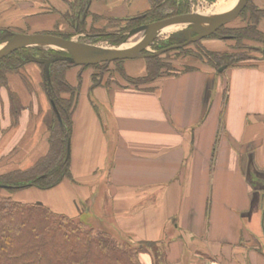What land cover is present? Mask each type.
<instances>
[{"label": "crops", "instance_id": "crops-1", "mask_svg": "<svg viewBox=\"0 0 264 264\" xmlns=\"http://www.w3.org/2000/svg\"><path fill=\"white\" fill-rule=\"evenodd\" d=\"M81 1L0 0V29L69 33L84 18ZM253 1L264 8V0ZM150 9L149 0H91L84 24L101 16L105 26ZM27 66L31 88L20 76L24 68L0 89V174L26 170L49 151L52 107L41 69ZM125 69L143 76L146 63L130 60ZM223 72L228 84L220 83V72L203 68L143 89L120 80L94 86L95 72L82 71L72 178L53 190L20 191L16 199L89 225L103 216L108 233L154 243L158 264H264V57ZM79 73L69 72L72 85ZM11 92L22 105L16 125ZM29 193L44 196L20 200ZM142 258L155 264L150 254Z\"/></svg>", "mask_w": 264, "mask_h": 264}, {"label": "trees", "instance_id": "trees-1", "mask_svg": "<svg viewBox=\"0 0 264 264\" xmlns=\"http://www.w3.org/2000/svg\"><path fill=\"white\" fill-rule=\"evenodd\" d=\"M91 0H82L85 5L82 18ZM151 9L133 18L125 20H108L107 25L100 28L101 16H93V23L84 24L83 32L61 31L41 32L37 34L54 35L71 39L76 34L85 33L90 44L101 40H111L114 44L124 41L127 34L143 24H151L174 16L190 13L189 0H149ZM214 3L216 0H208ZM72 8L76 5L71 4ZM87 17H90L88 13ZM72 20L70 14L63 16ZM242 26L221 28L217 34L200 42L190 44L178 50L160 56L145 58L146 72L143 76H131L126 72L125 63L118 61L110 64L77 67L67 62H57L51 66V78L48 79L43 65H38L42 74V88L51 104V114L47 123L49 132V151L32 167L26 170H13L0 174V264H145L143 255L153 256L158 264V253L153 252L155 244L150 242L120 241L107 231H97L81 219L58 214L41 203H24L15 199V194L27 189L49 191L57 188L67 179H71V158L68 147L73 136V118L78 106L83 86L82 71L102 70V75L114 64L119 78L114 81H125L128 85L148 89L157 79L191 72L199 69H212L216 72L223 67H239L249 65L252 61L264 57V8L253 0L238 18ZM113 26V27H112ZM72 29V28H71ZM112 31V32H111ZM119 31V32H116ZM14 33L26 34L13 28L0 29V45L7 42ZM231 36L233 46L228 51L206 47L205 40L218 36ZM181 45L177 39L157 44V51ZM183 44V43H182ZM259 45L254 48L253 45ZM262 52L261 58H253L251 53ZM177 53L184 64L181 71H167L171 62L170 54ZM67 53L45 50L41 47L26 48L0 60V89L9 88V75L21 74L29 64H35L34 58L50 59L66 56ZM170 60V61H169ZM79 69L77 85L69 81V72ZM105 70V72H104ZM107 73V72H106ZM116 79V80H115ZM93 85L102 83V76L97 72L92 76ZM124 83V82H123ZM110 85L109 81L107 82ZM14 124L21 114L20 98L10 93ZM55 105L57 112L54 110ZM60 117L58 116V114Z\"/></svg>", "mask_w": 264, "mask_h": 264}, {"label": "water", "instance_id": "water-1", "mask_svg": "<svg viewBox=\"0 0 264 264\" xmlns=\"http://www.w3.org/2000/svg\"><path fill=\"white\" fill-rule=\"evenodd\" d=\"M249 1L250 0H238L237 4L231 10L215 16L188 13L139 26L127 34L125 43L140 34H142V38L138 43L129 48H105L94 44L80 42L73 38L66 39L54 35L14 33L13 36L1 46L0 60L19 50L32 47H50L67 53L66 56H57L50 59L34 58V63L44 66V71L50 80L51 66L57 62H67L71 65L82 67L110 64L118 61L137 60L148 58L150 56L157 57L164 53L200 42L216 34L221 28L237 20L248 6ZM86 14L87 13L84 14L82 25H84ZM178 25H183L186 29L180 33H173V38H184L185 42L183 44L157 51L153 55L143 54L145 51L149 50L165 29ZM225 70L226 67H223L219 72L221 73ZM52 106L57 112L53 103ZM58 116L60 117L59 114ZM70 155L71 152L69 145L67 158H70Z\"/></svg>", "mask_w": 264, "mask_h": 264}, {"label": "rangeland", "instance_id": "rangeland-1", "mask_svg": "<svg viewBox=\"0 0 264 264\" xmlns=\"http://www.w3.org/2000/svg\"><path fill=\"white\" fill-rule=\"evenodd\" d=\"M189 2H190V13H198V14H201V15H209V16H215V15H218L216 12H217V9H216V7H217V4H218V2H219V0H216L214 3H211L210 1H208V0H189ZM84 10V9H83ZM78 16V15H77ZM80 18H81V15H80ZM79 18V20L78 21H76V22H73L74 24H72V25H74L73 26V29H71L72 31H71V33H74L75 31V29L76 30H78L79 32H83V30H84V25H82L81 24V22H80V20H82V19H80ZM71 22V23H72ZM107 24H105V26H106ZM243 25V22L241 21V20H239V19H237V20H235V21H233V22H231V23H229L228 25H227V27L228 28H234V27H238V26H242ZM100 28H103V27H105L104 26V24H100L99 23V25H98ZM113 27V26H112ZM184 29H186V27L185 26H183V25H178V26H173V27H170L169 28V31L168 32H165V33H161V35L157 38V40L155 41V43H154V45H152L150 48H149V54H153V53H155L157 50L155 49V47L157 46V44H161V43H165V42H168L169 40H171V39H174L173 38V33H180L181 31H183ZM55 30H57V29H55ZM112 32V31H111ZM116 32H119V31H116ZM217 34V33H216ZM215 35V34H214ZM213 36V35H212ZM135 37H137L136 38V43H138L140 40H141V38H142V34H140V35H137V36H135ZM135 37H133V38H135ZM73 39H75V40H78V41H80V42H84V43H89L90 44V39H89V37H87V35L85 34V33H81V34H76V35H74L73 37H72ZM71 38V39H72ZM231 36H226V35H221V36H218L217 38H214V39H208V40H205L204 42H203V44L204 45H206V47H210V49L211 48H214V49H217V50H222V51H228V50H230L229 48L231 47V46H233V41H231ZM126 40V39H125ZM125 40L124 41H122V42H120V43H113L111 40H101V41H99L98 43H96L95 45H98V46H101V47H105V48H119V47H125V46H127V44H128V42H126L125 43ZM130 41V40H129ZM4 44V43H3ZM3 44H1L0 45V48H1V46L3 45ZM176 46V45H175ZM253 47L254 48H259L260 46L259 45H257V44H255V45H253ZM32 48H36V47H32ZM41 48H43V49H45V50H55V49H52V48H50V47H41ZM55 51H59V50H55ZM153 52V53H152ZM261 53L262 52H260V53H258V52H253V53H251V55L253 56V58H261ZM169 57H171V62H168V64L170 65V67H169V69H167V71H181V70H183L182 69V66L184 65V64H189L190 63V61L188 60V58L187 59H185V60H183L182 58H184V57H182L181 55H177V53H172V54H170L169 55ZM170 61V60H169ZM189 62V63H188ZM33 65H37L36 63L35 64H33L32 63V66ZM37 67V66H36ZM26 68H28V66L26 67ZM26 68H25V70L23 71V73H22V75H20L22 78H23V80L25 81V83L27 84V87L28 88H31L32 86H31V82H30V80L32 79L31 77H30V74L28 73V70H26ZM108 70L111 72L112 71V73H110V74H108V71H106L105 72V70H104V72H105V74H103L102 75V70H101V72L100 71H96V70H91V71H93V72H97V76H102V79L106 82L107 80H109V82H118V80L117 81H114L113 80V78H119L120 76L118 75V73H116V67H115V65L114 64H112V65H110L109 66V68H108ZM32 74V73H31ZM33 76V75H32ZM218 76H220V83L221 84H223L224 82L226 83V84H228V79H227V76L226 75H224V72H221V74H219ZM115 79V80H116ZM42 81H43V79H42ZM120 82V81H119ZM124 83H125V81H123ZM127 83V82H126ZM125 83V84H126ZM19 106H20V109H21V107H22V105H21V103H19ZM51 114V113H50ZM209 172H211V169L209 168ZM23 192V191H22ZM21 196V198H20V200H22V201H25V202H32V201H39V199H40V197L41 196H44V195H41V194H33V193H29V195H24V194H22V195H20ZM15 197V199H16V195L14 196ZM42 198V197H41ZM17 200V199H16ZM93 206V205H92ZM94 207V206H93ZM101 207H102V210H103V208H104V206L103 205H101ZM94 212V211H93ZM92 212V213H93ZM111 213L112 212H110L109 214V216L107 215V217H109V219H108V222L111 224V225H113V223H111V221H110V219L111 220H113V216L111 215ZM106 214H104V216H105ZM103 216H101V217H99V219L98 220H92L91 221V227L92 228H94L95 230H97V231H107V230H104L105 228H104V220H102L103 218H102ZM82 220V219H81ZM82 221H84V222H86L87 223V221L86 220H82ZM114 227V226H113ZM110 231V233L112 234V235H114L117 239H119L120 241H128L129 239H128V237L125 235V234H123L122 232H117L116 230H114V229H112L111 228V230H109ZM153 252L155 253V254H157L158 253V249L157 248H154V250H153Z\"/></svg>", "mask_w": 264, "mask_h": 264}, {"label": "bare ground", "instance_id": "bare-ground-1", "mask_svg": "<svg viewBox=\"0 0 264 264\" xmlns=\"http://www.w3.org/2000/svg\"><path fill=\"white\" fill-rule=\"evenodd\" d=\"M238 0H219L218 4H217V14H222L224 12H227L229 10H231L236 4H237ZM169 31V28L168 29H165L162 33H165V32H168ZM136 38H132L127 46H125L124 48H129V47H132L136 44Z\"/></svg>", "mask_w": 264, "mask_h": 264}, {"label": "flooded vegetation", "instance_id": "flooded-vegetation-1", "mask_svg": "<svg viewBox=\"0 0 264 264\" xmlns=\"http://www.w3.org/2000/svg\"><path fill=\"white\" fill-rule=\"evenodd\" d=\"M143 25H146V24H143ZM175 39H176V38H175ZM177 40H178L181 44L185 42V39H184V38H183V39H177ZM153 45H154V44H153ZM179 45H180V44H179ZM160 51H161V50H160ZM148 52H149V51H145L143 54H145V55H153V54H154L153 52H152L153 54H149ZM156 52H157V51H156ZM143 59H145V58H143Z\"/></svg>", "mask_w": 264, "mask_h": 264}]
</instances>
